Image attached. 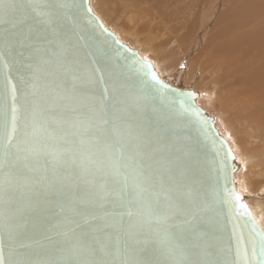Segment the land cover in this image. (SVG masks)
<instances>
[{
    "label": "snow or ice",
    "instance_id": "obj_1",
    "mask_svg": "<svg viewBox=\"0 0 264 264\" xmlns=\"http://www.w3.org/2000/svg\"><path fill=\"white\" fill-rule=\"evenodd\" d=\"M22 7L23 0H0V24H14L12 18ZM27 7L40 23L52 26L58 13L77 5L70 0H27ZM86 11L90 13L91 9ZM94 19L90 16L89 22ZM62 39L67 43L70 36L64 35ZM136 63L150 67L139 60ZM38 71L28 85L31 95L38 99L23 130L15 85L10 89V104V78L6 77L0 87V264H264V230L257 226L234 187L225 186L223 195H218L212 205L200 207L196 194L190 190L187 203L180 198L170 201L162 215L153 207L154 194L150 190L153 169L151 163H145L152 159L153 153L145 151L149 146L146 131H138L129 122L133 117L128 106L134 107L138 101L129 99L127 106L120 107L125 104L123 85L113 82L114 102L109 113L102 103L99 108L85 103L80 89L92 83L87 71L61 82L51 92L46 83H41ZM151 78L157 80L154 73ZM108 91L106 88L105 92ZM186 95L195 98L194 93ZM184 96L178 93L173 102L183 107ZM84 108L87 113L82 111ZM54 109L62 111L60 118L50 115ZM175 151L181 149L177 147ZM178 160L176 157L168 163ZM41 185L44 194L59 199L65 214L62 222L53 225L57 229L55 234L65 238L56 249L59 257L55 252L45 251L26 255L20 249L29 246H16L22 227L17 222L22 210L13 207L17 193L39 195L36 189ZM215 204L226 206L232 218H244L242 227L247 229V237L237 225L232 229L230 239L235 244L232 259L219 258L215 222L206 214ZM170 221H179L184 229L182 243L170 230L178 225ZM153 223L165 225L162 236L152 228ZM63 224L74 227L60 231ZM153 236L157 238L156 244L165 247L171 260L162 262L155 258L160 249L150 247ZM45 238L51 240V236Z\"/></svg>",
    "mask_w": 264,
    "mask_h": 264
},
{
    "label": "water",
    "instance_id": "obj_2",
    "mask_svg": "<svg viewBox=\"0 0 264 264\" xmlns=\"http://www.w3.org/2000/svg\"><path fill=\"white\" fill-rule=\"evenodd\" d=\"M70 2H74L77 7L58 13V19L52 26L38 21L27 7V0H23L24 7L13 16L14 24H0V87L4 85L6 77L10 78V104V89L15 85L21 130L30 122L33 104L38 99L31 95L32 90L28 87L37 69L41 83H46L50 92L56 90L61 82L80 77L87 71L92 83L80 89L85 95V103H91L97 108L102 103L111 113L114 102L111 97L113 82L118 86L123 85L121 92L125 104L120 107L127 106L129 99L138 101L136 106H128L133 117L129 122L138 131L144 130L148 134L149 146L145 151L153 153V156L145 163L152 164L150 190L154 195L151 199L153 207L161 215L170 201L180 198L187 203L191 198L190 190L196 194L200 207L212 205L218 195H223L225 186L234 187L238 193L234 181V172L238 168L235 154L226 138L219 133L214 118L197 102L198 92L176 87L163 79L151 61L145 60L136 49L122 42L113 30L105 26L92 9L90 0ZM88 8L91 9L90 13L86 11ZM90 16L95 17L91 23ZM64 35L70 36L67 43L63 42ZM137 60L150 67H142L136 63ZM152 73L157 80H152ZM106 88L109 90L107 93ZM189 92L195 94L194 99L186 95ZM178 93L185 94L183 107L173 102L177 100ZM185 108L188 111H184ZM82 111L87 113L86 108ZM62 114L59 109L50 113L56 118H60ZM161 136L163 140L160 139ZM68 147L71 148L72 145ZM177 147L181 149L180 152L175 151ZM176 157H179L178 161L168 163L175 161ZM157 160L160 163H156ZM36 191L40 194L17 193L13 207L22 210L17 216V222L22 227L19 229L21 235L16 246H29L20 249L26 255L45 251L55 252L59 257L61 254L56 249L63 244L65 238L55 234L57 229L53 225L62 222L65 214L61 211L57 197L44 194L43 185ZM248 210L257 226L264 230L249 207ZM206 214L212 216L215 222L214 234L219 258H234L235 244L230 237L234 225L247 237V229L242 227L244 218L230 217L227 207L222 204L213 205ZM169 223L178 225L170 230L182 243L180 238L184 229L179 226V221ZM71 227L74 225L63 224L60 231ZM152 228L162 236L165 225L153 223ZM47 236H51V240L46 239ZM156 239L153 236V243L150 245L160 249L154 254L155 258L162 262L171 260L166 255L165 247L155 243ZM36 241L40 243L37 244ZM229 248L232 249L231 252L228 251Z\"/></svg>",
    "mask_w": 264,
    "mask_h": 264
},
{
    "label": "bare ground",
    "instance_id": "obj_3",
    "mask_svg": "<svg viewBox=\"0 0 264 264\" xmlns=\"http://www.w3.org/2000/svg\"><path fill=\"white\" fill-rule=\"evenodd\" d=\"M154 1L156 0H90V5L94 12L101 18L105 26L113 30L122 42L131 46L130 38L134 36L138 38L140 47H148L149 44H151V46H149L151 48L150 50H152L154 54H157L158 57H156V60L151 59L150 61L154 64L159 75L166 81H169L176 87L195 90L191 85H184L188 75L194 76L205 82V88L209 87L211 100L212 98H215V101L216 99L217 101L220 100L221 106L222 101L224 102L227 107H222H225L228 110L227 112L234 114L239 108L245 105L248 109L239 111L238 117H235V114V118L231 119L229 118L231 116L227 115L228 117H225L226 120H224L230 130H232L234 126L232 131L235 136L243 130L247 133L255 130L256 127L250 123L251 117L259 120L264 125V120L262 119L264 118V109L261 107V102L264 99V17H259V8L255 7V11L248 14V9H246L244 4L243 9L231 7L229 9V16L225 12H221L213 24V13L217 10L216 5L218 0H198V4L205 7L200 8V12L196 15L188 28L184 29V33L183 30L182 34H177L179 32V30H177V24H171L169 26L164 24L162 30L156 29L157 23L162 20L164 15L161 13V8L163 6H170L167 4L166 0H157L156 4L158 8H153L151 2ZM96 4L110 7L111 11L114 10L115 15L124 20L126 25L118 24L116 28L110 25L108 16L99 15L97 13L96 10L98 5ZM230 10L233 12L232 15ZM147 17H149V19H147ZM167 19L166 17L164 22ZM198 19L200 23L197 26ZM168 20H171V18ZM208 29H211L213 35L210 39H206V42L205 34ZM118 31H120L121 34H119ZM236 36H238V39L233 42ZM157 41L160 42L155 43ZM204 41L205 44L203 45ZM166 42H168L169 45ZM143 44L146 46H142ZM159 44L164 45L160 47ZM202 45V49L198 52L199 57L197 58L195 55V57L192 58V55H194ZM241 47H247L248 49L239 52ZM161 48H163V50H160ZM180 48H185L187 50L185 56L178 55ZM225 48L233 58L225 53ZM136 50L144 58L143 54H141L138 49ZM159 51H170L172 54L169 56L170 60L173 55H178L180 58L175 67L170 66V71H172L171 75L166 71L165 68L168 66L167 61L163 58L162 54L159 55ZM234 53H237V55L234 56ZM198 60H200V62H198ZM195 64L207 69V71L212 74H209L203 69L202 72L199 73V69L201 68H197ZM160 70L163 73H161ZM217 73H220V75L223 73L224 78L220 79L222 76H215ZM258 82L259 84H257ZM219 86L220 88L218 89ZM215 89L219 91L215 93L213 91ZM220 92L225 96L222 97ZM215 101H213V103ZM197 102L199 104L200 102L205 104L208 101H199L197 97ZM230 108L235 110H230ZM205 111L211 115L206 109ZM223 111L226 114V111ZM238 126L242 128H238ZM222 131L224 133L226 132L225 127L222 128ZM222 131H219V133L221 132L223 134ZM231 140L233 144L239 145L241 149V145L244 144L243 146H245L246 143V140L242 137H234L231 138ZM233 152L235 154V163L238 164V168L234 172L236 189L252 211V214L257 210L261 212L262 217L259 220V225L264 229V191H260V193L257 191L258 194H256V192L253 193L252 195L254 197L251 198V195H249L252 190L251 186L253 185H251V177L248 176L249 180L245 182L246 187L243 185L242 188H240L236 178V172L239 170V159L241 157L243 159L248 158L249 155L247 154L249 153L241 156L243 153L242 150L240 154H237L234 150ZM248 184L251 186L249 187Z\"/></svg>",
    "mask_w": 264,
    "mask_h": 264
},
{
    "label": "rangeland",
    "instance_id": "obj_4",
    "mask_svg": "<svg viewBox=\"0 0 264 264\" xmlns=\"http://www.w3.org/2000/svg\"><path fill=\"white\" fill-rule=\"evenodd\" d=\"M156 2H157V0L154 2H151V6L153 8H158V5L156 4ZM166 2L170 7L163 6L161 8V13H163L164 15H163L162 20L157 23L156 29L162 30L164 24H166L168 26L171 24H174V25L177 24V30H179V32L177 34H182V31L184 29L188 28L190 23L193 21V19L196 17V15L200 12V8L205 7V6L199 5L198 0H196V1L195 0H166ZM243 4L245 5L246 9H248V11H247L248 14L253 13L255 11V7H257V8H259V12H258L259 17L260 18L264 17V9H263L264 8V0H218L217 5H216L217 10L215 11V13H213V24L215 23L216 19L218 18V16L220 15L221 12H225L229 16V9L231 7L232 8L235 7V9L239 7L241 9H243L244 8ZM96 5H98V8L96 10L97 13L99 15L108 16V22L110 25L114 26L115 28L118 24L126 25L125 21L122 20L117 15H115L114 10L111 11L110 7H106V6H103L100 4H96ZM143 5H145V4H143ZM146 5H148V4H146ZM232 14H233V12L231 11V15ZM166 17L168 19L171 18V20L167 19L164 22V19ZM147 19H149V17H147ZM199 23H200V21L198 19L197 26L199 25ZM211 29H212V27H211ZM211 29H208L207 33L205 34V40L210 39L211 36L213 35V33H211ZM184 32H185V30L183 31V33ZM118 33L121 34L120 31H118ZM162 38H164V37H162ZM237 39H238V36H236V38L233 40V42L236 41ZM207 40H206V42H207ZM158 42H160V41H157L155 43H158ZM130 43H131L130 45L133 48L138 49L140 51V53L143 54L144 59L150 61L151 59L156 60V57H158L157 54H154V52L152 50H150L151 48L149 46H151V44H149L148 47L145 44H143L142 46L145 45L146 47H140L139 43H138V38H135L134 36H132L130 38ZM166 43L169 45L168 42H166ZM204 44H205V41H204L203 45ZM163 45L164 44H159L160 47H162ZM203 45L201 47H199V49L196 51V53L194 55H192V58L195 57V55L197 56V58L199 57L198 52H200ZM247 49H248L247 47H241L239 52L246 51ZM160 50H163V48H161ZM212 50H215V49H212ZM224 51L226 54H229V56L231 58H233L232 55L228 52V50L226 48L224 49ZM186 52H187V50L185 48H180V52L178 55L185 56ZM161 54H162L163 58L167 61V64H168V66L165 69L171 75L172 71H170V66L175 67L177 65V61H179L178 59H180V58L178 57V55H173V57L170 60L169 56L172 55L170 51H167V52L159 51V55H161ZM236 55H237V53H234V56H236ZM198 62H200V60H198ZM195 63H196V58H195ZM195 66L197 68H201V69H199V73L202 72V69L207 71V69L199 67L197 64H195ZM160 72L163 73L161 70H160ZM207 72L209 74H212L209 71H207ZM215 76H217V77L222 76V77H220V79L224 78L223 73L221 75H220V73H217ZM204 84H205V82L203 80L196 78L194 76H190V75H188V78L184 83V85H191L196 91H198L199 101L200 100L201 101H208L205 104H202L200 102V105L204 109H206L208 112H210L211 115L215 118V124H216V127L219 129V131H222V128L225 127L226 132L224 133L222 131L223 134L221 132L220 133L229 141L233 150L237 154H240V152L242 150L243 153L241 156L249 153V154H247V155H249V157L247 156L248 158L243 159L241 157L240 158L241 160L239 159V170L236 172V178L238 180V184H239L240 188H242L243 185H244V187H246L245 182H247L249 180L248 176L251 177V179L254 183L251 181V185L252 184L253 185L252 186L250 185L252 190H251L249 195H251V198H253L254 197L252 195L253 193L256 192V194H258V192L260 193V191H264V189H263V187H264V183H263L264 182V125L259 120L253 119L251 117L250 123L253 124L257 128V129L255 128L256 133H255V130L253 132H248V133L243 130L241 133H237L235 136L234 132L232 131L234 129V126H233L232 130H230V128L227 126V124L224 120H226V118L228 116H231V117H229L231 119L238 117L239 111H241V110L244 111V110H247L248 108L245 105H243L234 114H232L231 112H227L228 110L225 107H222V106H226L223 101H222V106H221L220 100L217 101V99H216V101H215V98H212V100L210 99V95H209L210 89H209V87L205 88ZM257 84H259V82ZM219 88H220V86L218 87V89ZM218 89H215L213 91L216 93L219 91ZM220 94L222 97L225 96L222 92H220ZM217 97H218V93H217ZM213 101H215V102L213 103ZM261 103H262L261 107L264 109V99L262 100ZM223 110L226 111V114ZM230 110H235V109L230 108ZM234 115H235V117H234ZM262 119L264 120V118H262ZM234 120H236V119H234ZM238 128H242V127L238 126ZM247 130H249V129H247ZM234 137H236V138L242 137L246 140L245 146H243L244 144L241 145L242 149L239 148V145L237 146V145L232 143L231 138H234ZM246 144H247V146H246ZM249 159H251V160H249ZM248 186H249V184H248ZM259 188H260V190H259ZM246 201H249V200H246ZM253 214H254V217L256 218L257 222L259 223V220L262 217L261 212L257 210L256 212H253Z\"/></svg>",
    "mask_w": 264,
    "mask_h": 264
}]
</instances>
